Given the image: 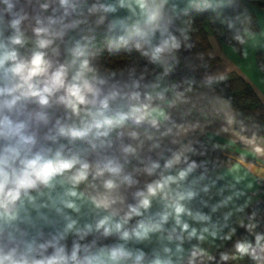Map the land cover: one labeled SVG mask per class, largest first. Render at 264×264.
I'll return each instance as SVG.
<instances>
[{
  "label": "crops",
  "instance_id": "1",
  "mask_svg": "<svg viewBox=\"0 0 264 264\" xmlns=\"http://www.w3.org/2000/svg\"><path fill=\"white\" fill-rule=\"evenodd\" d=\"M160 1L67 0L62 5L61 0H19L14 11L24 17L19 25V31L24 33V56L36 48L38 37L33 32L36 27L45 28L44 38L54 41L47 50L53 61L70 59L71 49L82 45L83 50L85 41L99 36L113 40L118 35H139L148 41L157 68L144 93L156 97V100L148 110L140 108L137 103L131 115L140 123L129 121L119 127L107 139V146L91 155L94 166L111 159L122 167L117 177L125 201L121 207H126L135 192L151 179L154 170L149 173V169L166 150L183 154L205 150L207 157L220 153L236 154L239 160L231 167L208 173L177 166L162 169L160 179L173 175L175 182L153 197L152 207L144 212L145 221L159 225V230L142 242L132 238L129 241L116 240L115 243H124L134 255L137 248L142 249L145 256L141 264H151L154 259L170 261V264H215L213 254L224 245L227 237L236 232L249 205L263 193L264 158L253 149L258 144L264 145V137L238 132L233 107L215 89L193 88L189 83L180 88L173 85L168 68L174 56L172 47L166 41L156 40V31L164 26ZM162 1L174 14L186 15L195 7H225L228 0ZM10 2L16 4V0ZM4 7L0 0V14ZM254 12L260 29L246 34L241 52L223 44L208 27L210 46L193 53L192 59L202 61L219 57V63L201 71L202 77L211 80L236 72L252 85L264 104V72L256 62L257 52L264 51V6L259 5ZM153 15L155 18L149 19ZM9 29L6 23H0V45H3L0 54L13 49L4 38ZM157 45L162 47L159 53L155 52ZM113 85L117 88L123 86L120 83ZM125 147H131L134 152L125 153ZM181 169L186 172L183 179L178 176ZM125 175L131 179V185L124 181ZM177 205L184 207L179 216L175 213ZM39 208L38 199L27 208L13 211L24 225L38 230L50 221L47 215H36L34 210ZM164 215L168 216L167 221L163 220ZM185 224L188 225L186 231L183 230ZM166 248L169 251L166 252ZM108 251L101 246L93 249L90 258L93 264H106ZM124 264L134 262L128 260ZM256 264H264V256H260Z\"/></svg>",
  "mask_w": 264,
  "mask_h": 264
},
{
  "label": "clouds",
  "instance_id": "2",
  "mask_svg": "<svg viewBox=\"0 0 264 264\" xmlns=\"http://www.w3.org/2000/svg\"><path fill=\"white\" fill-rule=\"evenodd\" d=\"M2 2L5 7L0 23L18 32L24 19L14 11L19 0L16 4ZM66 3L61 0L62 5ZM230 6L239 7L238 0H232ZM248 25L253 31L250 15ZM46 31L42 27L33 29L38 40L30 55L24 56L14 48L0 54V264H76L86 238L95 233L117 241L147 240L160 226L147 223L144 212L152 207V198L176 179L168 175L149 182L135 192L133 202L121 207L125 201L117 177L122 167L111 159L94 166L91 155L107 146V139L119 127L129 121L140 123L131 113L138 101L148 98L147 94L138 81L126 82L121 88L110 84V80H116L115 73L111 77L102 75L90 63L82 45L70 50V59L53 61L47 50L54 41L44 38ZM8 39L12 45L23 43L18 35L10 34ZM161 51L157 45L155 52ZM253 150L264 158V145L258 144ZM123 151L134 149L125 147ZM194 165L195 161L188 170ZM163 166L170 168L172 160ZM159 167V163H153L149 173ZM185 175L183 169L178 173L180 179ZM124 181L132 183L126 175ZM38 199L36 215H47L50 221L36 230L24 225L13 208H27ZM183 212L182 205L175 207L177 216ZM134 218L140 219L133 226L130 222ZM176 222L179 224V220ZM187 228L183 225V230ZM259 239L256 236L247 241L248 248ZM231 246L233 258L236 254L249 257L244 241L237 239ZM101 247L109 248L106 264L128 260L140 264L145 256L140 248L134 255L124 243ZM220 260L227 264L229 255L221 253ZM84 261L93 264L89 257ZM151 264L170 261L154 259Z\"/></svg>",
  "mask_w": 264,
  "mask_h": 264
},
{
  "label": "trees",
  "instance_id": "3",
  "mask_svg": "<svg viewBox=\"0 0 264 264\" xmlns=\"http://www.w3.org/2000/svg\"><path fill=\"white\" fill-rule=\"evenodd\" d=\"M231 3L232 0L227 1L222 11L223 22L220 23L217 21L216 12L212 6L195 7L186 15H177L161 0L160 9L164 26L156 31V40L158 42L166 41L172 47L174 56L169 62L168 68L171 81L175 87L180 88L185 83H189L193 88L211 87L215 89L233 107L235 128L238 132L248 136L255 132L264 137V104L252 85L236 72L211 80L204 79L201 71L219 63L220 58L212 57L202 61L192 59L193 53L205 50L210 46L208 27L213 29L223 44L234 47L238 52L242 51L246 34L255 33L260 29L254 6H264V0H238L239 7L230 6ZM245 9H247L246 12ZM248 15L251 16L253 31L248 30ZM184 24L189 30L188 37L180 31L181 26ZM10 34L20 36L23 42L22 45H12L8 39ZM23 34L21 31L13 32L12 29H9L4 35L5 40L22 54L26 47ZM84 44L90 63L102 75L111 77L112 73H115L116 80H110V84L138 81L140 89L143 92L145 91L152 74L157 68L151 47L146 39L139 35L113 40L99 36L85 41ZM256 62L264 72V51L257 52ZM155 100L156 97H148L147 99L142 98L137 103L140 108L148 110ZM176 158H179V162ZM169 159L172 160V166L187 168L195 161V165L191 169L208 173L231 167L239 160V156L220 153L215 157H207L200 151L183 154L166 150L157 162L160 167L154 169L151 179L139 190L146 188L149 182L160 179L164 162ZM262 188V195L249 205L241 225L231 236V240L227 239L224 245L213 254L212 258L215 264H225L224 261L220 260L221 253L229 255L227 264H256L257 259L264 256V181ZM131 202H133V198L129 203ZM138 219L134 218L130 223L134 226L135 221ZM256 236H259L260 239L251 248H248L247 241ZM237 239L245 242V247L250 254L249 257L245 258L236 254L233 258L234 249L231 245ZM115 242V237L105 238L99 233L86 238L76 264H86L84 257L91 258L93 249L105 244L111 246Z\"/></svg>",
  "mask_w": 264,
  "mask_h": 264
},
{
  "label": "rangeland",
  "instance_id": "4",
  "mask_svg": "<svg viewBox=\"0 0 264 264\" xmlns=\"http://www.w3.org/2000/svg\"><path fill=\"white\" fill-rule=\"evenodd\" d=\"M258 7H259V5L257 6V5H255V9H258ZM224 9V6L223 7H216V13H217V18H218V22H220V23H222L223 22V18H222V10ZM180 31H181V33L184 35V36H186V37H188L189 36V30H188V28H187V26L184 24V25H182L181 26V28H180ZM122 35H118L115 39H118V38H124V37H121ZM83 51L85 52V54H87V49L86 48H84L83 49ZM123 106V105H122ZM198 151H200L202 154H205L206 155V151L205 150H198ZM211 152V151H210ZM217 155H219V154H217ZM217 155H215V156H217ZM212 156H213V154H212ZM215 156H213V157H215Z\"/></svg>",
  "mask_w": 264,
  "mask_h": 264
},
{
  "label": "built area",
  "instance_id": "5",
  "mask_svg": "<svg viewBox=\"0 0 264 264\" xmlns=\"http://www.w3.org/2000/svg\"><path fill=\"white\" fill-rule=\"evenodd\" d=\"M79 8H82V7H79Z\"/></svg>",
  "mask_w": 264,
  "mask_h": 264
}]
</instances>
